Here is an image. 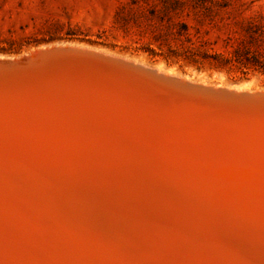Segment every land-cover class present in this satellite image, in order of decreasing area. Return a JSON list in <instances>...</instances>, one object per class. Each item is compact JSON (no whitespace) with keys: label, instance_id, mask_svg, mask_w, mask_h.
I'll return each instance as SVG.
<instances>
[{"label":"bare ground","instance_id":"bare-ground-1","mask_svg":"<svg viewBox=\"0 0 264 264\" xmlns=\"http://www.w3.org/2000/svg\"><path fill=\"white\" fill-rule=\"evenodd\" d=\"M16 119L0 124V264H264L260 118L241 124L247 157L217 162Z\"/></svg>","mask_w":264,"mask_h":264},{"label":"water","instance_id":"water-1","mask_svg":"<svg viewBox=\"0 0 264 264\" xmlns=\"http://www.w3.org/2000/svg\"><path fill=\"white\" fill-rule=\"evenodd\" d=\"M20 115L53 122L45 131L171 151L175 161H228L247 157L241 124L264 121V91L204 85L93 46L56 43L0 56V124L17 128Z\"/></svg>","mask_w":264,"mask_h":264},{"label":"rangeland","instance_id":"rangeland-1","mask_svg":"<svg viewBox=\"0 0 264 264\" xmlns=\"http://www.w3.org/2000/svg\"><path fill=\"white\" fill-rule=\"evenodd\" d=\"M203 1L205 0H0V56H19L33 49L56 43L93 46L105 52L157 67L162 71L185 76L198 83L239 87L251 91L264 90V76L259 74L240 78L225 70L208 67L199 69L187 63L170 64L165 60L154 63L146 54L131 56L133 49L129 48L128 51L124 49L127 43L121 32H113L115 39L110 37L109 42L103 46L67 40H57L38 46L34 43L35 39L43 36L42 32L48 25L57 21L65 26L78 27L91 35L108 30L116 10L122 8L130 19L131 31L136 34L151 35L153 30L158 29L173 35L175 39H191L197 44L227 50L236 45L242 36L223 28L264 16V0H213L231 2L234 7L226 10L202 9L198 13L194 12L197 10L195 7ZM174 6L181 8L183 13L162 18L147 12L149 7ZM181 25H187L188 30L181 29Z\"/></svg>","mask_w":264,"mask_h":264},{"label":"trees","instance_id":"trees-1","mask_svg":"<svg viewBox=\"0 0 264 264\" xmlns=\"http://www.w3.org/2000/svg\"><path fill=\"white\" fill-rule=\"evenodd\" d=\"M197 7H195L197 10H194L196 13L202 9L206 11L226 10L234 6L231 2L205 0ZM125 12L122 8L117 9L110 29L99 31L93 35L78 27L65 26L62 22L57 21L48 25L42 32L43 36L35 39L34 43L38 46L57 40H67L103 46L109 42L110 37L115 39L113 32L116 31L121 32L127 43V47L124 49L126 51L129 48L133 49L131 56L146 54L154 63L160 60H165L170 64L187 63L199 69L208 67L225 70L240 78H247L253 74L264 76V16L223 28V30L240 34L242 38L230 49L219 50L209 45L197 44L191 39H175L173 35L158 29L153 30L151 35L136 34L131 31L130 19ZM147 12L162 18L178 16L183 13L181 8H176V6L149 7ZM214 28L221 29L217 26ZM181 29L187 31L188 26L181 25ZM111 45L115 46V44Z\"/></svg>","mask_w":264,"mask_h":264}]
</instances>
